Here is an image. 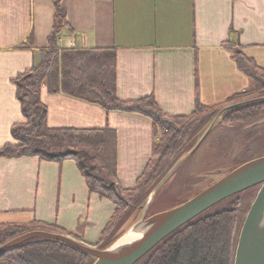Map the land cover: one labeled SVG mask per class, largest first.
Returning a JSON list of instances; mask_svg holds the SVG:
<instances>
[{"label": "crops", "instance_id": "0c3cea01", "mask_svg": "<svg viewBox=\"0 0 264 264\" xmlns=\"http://www.w3.org/2000/svg\"><path fill=\"white\" fill-rule=\"evenodd\" d=\"M74 34L60 49H115L116 96L131 101L153 95L161 111L186 116L195 102L222 105L244 93L249 80L223 44L264 70V0H63ZM53 0H0V147L23 123L12 83L38 64L53 25ZM39 99L50 128L103 129L116 133L117 183L133 189L151 156L152 122L106 112L98 105L43 86ZM114 205L89 194L70 160L0 158V226L32 221L55 225L75 241L96 248Z\"/></svg>", "mask_w": 264, "mask_h": 264}, {"label": "trees", "instance_id": "16d2710c", "mask_svg": "<svg viewBox=\"0 0 264 264\" xmlns=\"http://www.w3.org/2000/svg\"><path fill=\"white\" fill-rule=\"evenodd\" d=\"M62 1L53 0V25L47 47L40 51L38 64L12 80L24 121L12 126L13 142L0 147V158L35 157L50 163L73 161L85 179L89 194H97L115 207L96 245V249L104 250L140 219L139 214L151 192L183 158L188 143L197 135H203L213 121L212 132L217 124L232 129L257 121L264 115V100L220 114L227 106L264 98V70L253 59L246 57L241 47L227 41L223 44L224 48L238 71L249 80L244 93L216 107H206L196 101L193 112L186 116L166 115L153 95L131 101L119 100L115 92V49L59 48L62 34H74L67 22ZM43 86L49 94L62 93L98 105L106 112L133 113L151 120V156L133 189H122L117 183L115 131L110 128L48 127L46 107L39 99ZM247 151L246 147L240 153L244 155ZM263 155L236 161L231 170ZM253 189L256 194L259 186ZM222 202L225 207L221 211L213 214L205 211L162 240L136 264H233L243 222V218L241 221L238 219L241 201L237 194ZM32 231L66 235V231L55 225L37 221L26 225H4L0 226V246ZM31 252L36 253L46 264L94 262L91 256L67 244L32 239L0 256V264H35L26 259V255Z\"/></svg>", "mask_w": 264, "mask_h": 264}, {"label": "water", "instance_id": "95a60500", "mask_svg": "<svg viewBox=\"0 0 264 264\" xmlns=\"http://www.w3.org/2000/svg\"><path fill=\"white\" fill-rule=\"evenodd\" d=\"M263 100L264 98H259L230 105L225 107L220 114L225 110ZM214 124L215 121L211 123L207 131L200 138L194 147V150L178 161L158 186L154 188L142 208V217L130 226L108 248L98 250L83 245L67 236L42 231H32L16 237L0 246V256L12 251L26 241L32 239H47L67 244L74 249L91 256L94 259L92 264H136L162 240L205 211L226 199L246 191L247 189L259 186L256 196L242 223L235 247L233 264H264V155L250 160L220 176L217 180L184 203L145 218L147 205L159 189V186L167 177L175 172L186 158L193 154L213 128ZM140 226H142V231L139 229ZM130 230L141 232L142 238L132 244L115 247L116 242H118V240Z\"/></svg>", "mask_w": 264, "mask_h": 264}, {"label": "rangeland", "instance_id": "374dc122", "mask_svg": "<svg viewBox=\"0 0 264 264\" xmlns=\"http://www.w3.org/2000/svg\"><path fill=\"white\" fill-rule=\"evenodd\" d=\"M212 129L193 154L186 158L175 172L162 182L155 195L151 198L152 200L149 201L150 203L146 204L145 218L150 217V214L165 211L190 199L231 170L235 166L236 161L264 154V115L257 121L232 129L222 128L218 124L213 132ZM199 135L188 143L183 158L194 150V147L204 134ZM246 147L248 151L241 155V150ZM238 156H240L239 159ZM255 192L253 188H250L239 193L241 206L238 212V219L240 221L242 218L244 221L245 215L254 200L253 197L255 198L256 196ZM224 207V202H222L208 210L207 214L221 211ZM142 215L143 209L139 214L140 218ZM26 259L35 264H46L34 252L28 253Z\"/></svg>", "mask_w": 264, "mask_h": 264}, {"label": "bare ground", "instance_id": "6f19581e", "mask_svg": "<svg viewBox=\"0 0 264 264\" xmlns=\"http://www.w3.org/2000/svg\"><path fill=\"white\" fill-rule=\"evenodd\" d=\"M141 228H142V226L139 227L140 230H141ZM141 238H142L141 232L135 231V230H130L122 238H120L118 240V242H116L115 247L132 244L133 242H136V241L140 240Z\"/></svg>", "mask_w": 264, "mask_h": 264}]
</instances>
